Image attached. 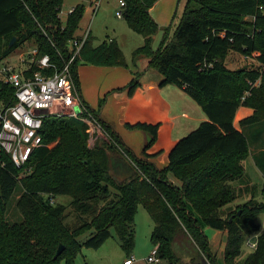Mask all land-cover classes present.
<instances>
[{"label": "trees", "instance_id": "trees-1", "mask_svg": "<svg viewBox=\"0 0 264 264\" xmlns=\"http://www.w3.org/2000/svg\"><path fill=\"white\" fill-rule=\"evenodd\" d=\"M62 1L0 0V58L29 41L36 49L34 56L47 53L61 64L69 40L77 38L84 9L77 3L61 20ZM155 1L124 0L121 17L143 38L131 51L135 68H129L127 92L139 85L145 69L153 68L162 75L160 86L171 83L181 88L206 119L178 138L167 164L157 167L135 156L100 118L104 98H99L96 108L81 100L104 135L92 145L87 143L86 122L44 116L39 129L43 144L31 150L23 168L15 167L0 150V264L61 260L73 264L81 247H99L111 236V227L126 259L134 245L139 204L152 221L149 239L157 246L162 260L158 264H264V228L252 251L237 259L245 236L259 230L258 217L264 212V201L256 199V186L243 167L255 143L261 150L252 154L253 162L264 176V0H185L172 34L169 37L165 27L153 48L152 36L159 26L149 8ZM11 36L14 39L7 46ZM92 39L87 34L70 64L77 92L78 64L128 67L114 38L98 44ZM229 50L251 56L259 65L231 69L225 65ZM138 57L143 58L139 67ZM33 70L39 69L30 63L25 74ZM11 94V87L0 81V101H8ZM240 105L252 112L239 120L238 129L233 117ZM125 126L146 132L142 153L147 155L144 150L155 141L158 124ZM13 191H17L14 206L19 217L9 219L6 203ZM246 194V199L233 204ZM56 196L69 199L65 203ZM206 226L226 233L220 261L211 253ZM86 231L89 236L79 241L77 237ZM184 236L196 250L188 261H181L174 249L177 238ZM59 244L63 247L56 254Z\"/></svg>", "mask_w": 264, "mask_h": 264}, {"label": "crops", "instance_id": "crops-1", "mask_svg": "<svg viewBox=\"0 0 264 264\" xmlns=\"http://www.w3.org/2000/svg\"><path fill=\"white\" fill-rule=\"evenodd\" d=\"M173 1L156 0L149 8V13L158 26L157 19L151 13L152 9L160 5L159 3H163L165 5V13L170 14L179 3V0H177V4H174ZM92 5H94V8L93 10L91 8V12L95 13L99 2L94 1ZM85 30H88V34L92 35L90 27H86ZM82 33L75 32L77 37L81 36ZM141 62L137 66H140ZM77 78L80 101L83 100L92 108H95L94 106L100 96L108 92L104 103L100 107V118L115 131L124 145L135 156L145 158L153 162L157 167L167 164L169 150L178 138L196 127L200 121L206 119L200 106L181 88L171 83L160 86L159 81L162 75L153 68H147L143 71L139 77V85L135 87L131 94H128L127 87H125L131 78V72L129 68L124 66L81 63L77 65ZM251 112L252 109L249 107L238 106L234 113L233 125L239 129V120ZM138 122L158 124L155 141L144 150L147 155L142 153L148 137L146 132L138 128L129 129L125 126L126 123L135 124ZM255 145L253 143L250 146L249 154L245 157V159L250 157L252 162V154L261 150L259 146L256 145V147ZM245 159L243 160L245 175L255 185L253 178L245 167ZM253 164L256 171H259L254 162ZM260 174L264 182V176L261 172ZM172 181L175 182V180ZM262 188L264 189V186ZM245 198H247V194ZM212 235L214 237L219 235L222 239L221 248H223L225 231L216 230Z\"/></svg>", "mask_w": 264, "mask_h": 264}, {"label": "rangeland", "instance_id": "rangeland-1", "mask_svg": "<svg viewBox=\"0 0 264 264\" xmlns=\"http://www.w3.org/2000/svg\"><path fill=\"white\" fill-rule=\"evenodd\" d=\"M94 1H98L99 6L97 7L95 13H92L91 8L93 10L94 5H92V2ZM173 2L174 4H177V0H174ZM77 3H81L84 9L79 20L76 32L82 33V31H84L86 27H90L93 37V43H98L99 41H102L106 38H115L124 55L125 60L128 63L127 68L134 69L135 66H133L131 61V51L136 46H139L143 40L142 36L139 33L131 30L127 26L122 17H117L115 15L116 10L120 9L118 0H63L61 4V12L59 13L61 20L66 17L67 9ZM184 3L185 0H179V3L177 4V6H175V10H173V12H171L170 14L165 13V5H163V3H159L160 5H157L156 7H154V9H152L151 13L159 23V28L152 36L153 48L159 45L161 37L164 35L165 27H168V29H166V33L170 37L181 15ZM31 47L32 45L29 41H24L20 45L9 51L6 55L2 56L0 58V61L8 62L15 67L23 66V64H26L27 59H29L31 55ZM141 60H143V58L138 57L135 61L136 64H139ZM225 65L231 69H234L241 66H258L259 64L251 56L246 57L237 51L229 50V52L225 56ZM107 94L108 92L102 94L100 98L105 99ZM97 105L98 101L96 102L94 107L96 108ZM87 131L89 134L87 143L89 145H92L96 139L104 138L99 125L93 120L88 125ZM245 160V167L247 169V172L251 175L256 185V190L254 193L255 197L257 200L264 201V189L262 188L264 186V182L261 179L262 177L259 172L262 170H260L259 168V171H256V168L254 167V164L251 161L250 157H247ZM16 194L17 191H13L6 203V214L10 216L11 212L12 215L8 217L9 219H16L19 217L18 211L14 206V199L16 197ZM244 197L245 195H241L233 201V204L243 201ZM55 199L66 203L69 198L67 196H56ZM69 209L70 208H67L66 210L68 211ZM134 223V245L131 253L134 258L133 264H144L143 258L152 248V244L149 239L152 221L147 211L140 204L137 205V209L134 215ZM258 223L259 230L256 233L245 236L244 242L241 246V252L237 257L238 260H241L248 252L252 251L253 247L249 245V242L250 240L255 241L256 235L264 228V212L259 215ZM203 230L210 240V250L212 255L216 258L217 261H220L222 256V239L219 237V235H216L215 237L212 235V233L215 232L216 229L206 226L203 228ZM110 231L111 236H109L99 247H81L74 256L73 264H121L125 258L124 251L119 246L113 227L110 228ZM89 233L90 231H86L83 234L79 235L77 239L79 241H83L87 236H89ZM224 240L225 235H223V241ZM174 249L180 257L181 261H188L190 257H194L196 255V250L188 241V237L186 236H184L183 238H177ZM205 263L209 264L207 261H205ZM59 264H64V261L61 260Z\"/></svg>", "mask_w": 264, "mask_h": 264}, {"label": "built area", "instance_id": "built-area-1", "mask_svg": "<svg viewBox=\"0 0 264 264\" xmlns=\"http://www.w3.org/2000/svg\"><path fill=\"white\" fill-rule=\"evenodd\" d=\"M124 4V0H118L120 9L115 12L117 17H121ZM72 8H68L66 14ZM87 34L88 30H85L81 36L69 40V52L59 65L52 61L47 53L34 56L36 49L33 47L23 66L15 67L0 61V81L12 89L10 99L6 102L0 101V150L8 154L15 167L23 168L31 150L43 144L39 129L44 116H70L86 122L87 125L92 120L96 123L90 114L87 115L79 100L70 72V64L78 55ZM30 63L36 65L39 70L25 74ZM48 201L53 202L51 195L48 196ZM249 245L254 247L255 242L251 241ZM156 248V245H152L143 258L144 264L162 262L157 256ZM133 262L134 258L130 255L122 264Z\"/></svg>", "mask_w": 264, "mask_h": 264}, {"label": "water", "instance_id": "water-1", "mask_svg": "<svg viewBox=\"0 0 264 264\" xmlns=\"http://www.w3.org/2000/svg\"><path fill=\"white\" fill-rule=\"evenodd\" d=\"M13 39H14V37L11 36L10 39H9V41L7 42V46H9V45L12 43ZM62 247H63V245H62V244H59V245L57 246V248H56V252H55V253H56V254L60 253Z\"/></svg>", "mask_w": 264, "mask_h": 264}]
</instances>
